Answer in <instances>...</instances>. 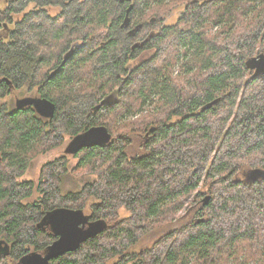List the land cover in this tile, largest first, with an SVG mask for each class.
I'll return each instance as SVG.
<instances>
[{"label":"trees","instance_id":"trees-1","mask_svg":"<svg viewBox=\"0 0 264 264\" xmlns=\"http://www.w3.org/2000/svg\"><path fill=\"white\" fill-rule=\"evenodd\" d=\"M260 56L264 0H0V80L40 86L55 105L44 124L0 103V264L42 253L56 239L45 215L61 207L105 228L50 264H264V75L247 67ZM96 126L111 141L76 156L78 192L62 194L66 157L24 181L34 158ZM137 137L143 153L125 156ZM200 184L207 194L192 208ZM185 208L191 220L132 254L142 232Z\"/></svg>","mask_w":264,"mask_h":264},{"label":"water","instance_id":"water-1","mask_svg":"<svg viewBox=\"0 0 264 264\" xmlns=\"http://www.w3.org/2000/svg\"><path fill=\"white\" fill-rule=\"evenodd\" d=\"M131 1L127 0V2ZM74 48L75 46L64 55L62 64L70 59L74 53ZM247 67L254 71V76L264 75V56L250 60L247 62ZM117 99L116 90L106 96L100 102V105L106 106L117 103ZM29 106H32L38 115L45 119H51L54 116L55 105L50 101L30 97L16 101L17 110H22ZM110 141L111 135L104 126L92 127L84 133L73 137L67 144L65 153L75 156L86 148L106 146ZM209 200L210 197H206L204 204L208 203ZM44 222L56 239L42 253L28 254L21 260V264H50L51 261L67 253L77 251L83 243L99 235L105 228V224L100 221L90 222L89 217L82 210L64 207L48 212L45 215Z\"/></svg>","mask_w":264,"mask_h":264},{"label":"rangeland","instance_id":"rangeland-1","mask_svg":"<svg viewBox=\"0 0 264 264\" xmlns=\"http://www.w3.org/2000/svg\"><path fill=\"white\" fill-rule=\"evenodd\" d=\"M183 11H184L183 6L173 8L168 15H166L162 18L163 26L169 27V26L175 25L178 22L180 16L182 15ZM47 12L51 17H56L60 12V8L51 7L50 9H48ZM21 15L15 16L13 19L14 22L20 20L22 17ZM146 16L148 18L149 13H147ZM151 56H152V52H147V53L141 54V56H139V59L134 61V67L137 66L142 61L149 59ZM14 99H15L14 95H12V96L7 95L5 98L0 100V103H9L10 102L13 105ZM69 139H71V138L66 137L65 143H67ZM135 141H136V143H135ZM141 142H142L141 140H135V139L132 141V143H131V145H132L131 146V149H132L131 155L132 156L134 154L139 155V154L143 153L144 149L143 148L139 149ZM64 144L62 146H59L58 149L52 150L51 152L47 153L44 156H37L36 158H34L31 161L30 166H29L28 170L26 171L23 179L24 180H32V182L38 180L41 167L43 166L44 163L49 162V161H53L57 158L65 156L67 159V162H68V172H67V175L65 176V178L63 179L62 189H61L62 194L64 195V194L78 192L82 188L84 181L79 179L78 177L74 176L72 173V169L78 164L79 158H77L75 156L73 157L71 155H67L66 153H64V146H65ZM241 180L246 181V179H244V178H241ZM206 189H207V186L200 184L198 187L197 193L190 199L188 205L190 204L192 208L199 206V204H196V205H193V204L195 201H200V199H201V197L199 196L200 194H203V193L207 194ZM34 197L37 198V195ZM185 210H186V208L178 214V218L172 224H168V225H165L164 227L156 228V229L151 230V231L147 230V231L142 232V235L140 236V241L137 242L136 245H134V247H131L130 251H132V254L139 258V255L142 256L143 251L150 249L153 246V244L159 239V237H161L162 235H165L169 232H172L173 230L179 229L181 227V225H183L186 222H188L189 220H191L190 219L191 218V212H186L187 210L186 211ZM83 212L86 215H88L87 209L83 210ZM125 215H126L125 211H121L119 213V216L125 217ZM135 261H136V258L132 263H134Z\"/></svg>","mask_w":264,"mask_h":264},{"label":"flooded vegetation","instance_id":"flooded-vegetation-1","mask_svg":"<svg viewBox=\"0 0 264 264\" xmlns=\"http://www.w3.org/2000/svg\"><path fill=\"white\" fill-rule=\"evenodd\" d=\"M132 2V1H131ZM130 3V2H129ZM139 29V28H138ZM129 33L130 34H133V30L132 31H129ZM74 46H76V44H74V45H72V46H70L71 48L72 47H74ZM70 48V49H71ZM63 59H64V54H63V56H62V59H61V61H62V63H63ZM128 68H129V71L130 70H132V68H134V63L132 62V61H130L129 62V64H128ZM55 74V72H53L50 76H53ZM50 76H49V78H50ZM0 81H3L4 82V84H5V95H4V98L7 96V95H10V96H12V95H14L15 96V99H14V104L12 105V103H10V107L12 108V110H7L6 111V113H11V112H16V111H30V112H32L35 116H36V118L37 119H39V120H42L43 122H44V124L46 123V122H48V123H50V121L52 120V118L51 119H45V118H43V117H41V116H39L38 115V113L35 111V109L32 107V106H29V107H25V108H23L22 110H17V108H16V101L17 100H20V99H23V98H27V97H30V98H36V99H44V100H47V101H50V100H48L47 98H45V97H43L42 96V94H41V88H40V86H35V87H33V88H28L27 86H25V85H21V86H17V85H15L14 84V82L12 81V80H0ZM51 102V101H50ZM142 139V137H137V140H141ZM71 139H69L68 140V142L67 143H63L65 146H64V153H65V149H66V146H67V144L69 143V141H70ZM62 144V145H63ZM131 144L130 145H128L127 146V150H126V154H125V156H128V157H131V152H132V149H131ZM81 152V151H80ZM79 152V153H80ZM78 153V154H79ZM77 154V155H78ZM77 155H75V157L77 156ZM65 157V156H64ZM64 157H60V158H64ZM74 157V156H73ZM1 158V157H0ZM57 159H59V158H57ZM57 159H55V160H57ZM54 161V160H53ZM53 161H49V162H46V163H44L43 164V166L45 165V164H47V163H51V162H53ZM42 166V167H43ZM41 167V168H42ZM24 181H27V182H32V180H24ZM35 183H37L38 182V180H36V181H34ZM37 194L36 193H34V196H36ZM38 196V195H37ZM5 250H6V246H4V245H0V253H3V252H5Z\"/></svg>","mask_w":264,"mask_h":264}]
</instances>
